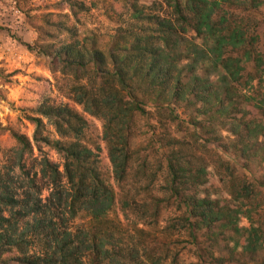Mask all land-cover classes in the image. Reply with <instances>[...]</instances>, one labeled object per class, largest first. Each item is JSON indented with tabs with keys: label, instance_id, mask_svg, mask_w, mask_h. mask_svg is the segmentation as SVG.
Returning <instances> with one entry per match:
<instances>
[{
	"label": "trees",
	"instance_id": "obj_1",
	"mask_svg": "<svg viewBox=\"0 0 264 264\" xmlns=\"http://www.w3.org/2000/svg\"><path fill=\"white\" fill-rule=\"evenodd\" d=\"M109 1L117 26L107 45L79 38L84 0L56 4L74 21L46 19L55 33L37 27L53 42L25 44L71 78L69 97L83 112L44 100L27 115L32 139L11 131L17 145L0 170V264H188V245L198 260L189 264H264V175L239 174L217 150L264 164V0ZM86 115L103 123L116 189L83 141ZM150 115L158 125L146 145L136 143L137 119ZM43 118L59 139L44 134ZM173 125L185 135L174 136ZM44 147L60 154L62 170ZM212 147L218 179L201 154ZM221 186L228 198L218 197ZM117 207L135 218L130 227L111 216ZM80 213L88 220L77 224ZM223 245L228 257L217 255Z\"/></svg>",
	"mask_w": 264,
	"mask_h": 264
},
{
	"label": "rangeland",
	"instance_id": "obj_2",
	"mask_svg": "<svg viewBox=\"0 0 264 264\" xmlns=\"http://www.w3.org/2000/svg\"><path fill=\"white\" fill-rule=\"evenodd\" d=\"M60 0H0V47L5 45L7 38L12 45L9 49H4V55L0 56V170L7 163V151L10 148H16V142L11 136V131H17L33 138L34 126L27 119V115L34 114V110L44 101L47 100L55 105H68L75 108L79 112H83L81 106L69 97V87L71 78L64 76L61 73H53L50 69V60L45 55L38 54L36 50H28L25 44L35 46L37 41L39 44H47L53 42V38L44 33H55L53 27H50L45 22L46 19L56 21L65 19L69 23L74 21L70 12L66 7L56 5ZM87 5V11L81 14L80 22L77 24L78 35L82 41L90 38H96L102 46L107 45L116 29L117 23L108 17L106 5L110 4L109 0H84ZM153 0H141L142 3L150 4ZM260 26L259 48L264 53V4L259 9ZM68 15L67 18L64 17ZM37 27L42 28L38 30ZM255 89L250 90L249 95L255 96V92L260 85L254 83ZM263 86V85H262ZM153 111V110H151ZM178 113L182 118H185L183 109ZM89 126L87 127L83 141L91 147L98 155L103 173L108 181L116 189V181L114 178L113 167L108 157L106 144L103 141V123L90 115H86ZM45 123L44 134L51 140L59 139L58 134L52 122L43 118ZM157 124V120L153 115L147 118H138L136 127V143L146 145V136L152 130V126ZM158 125V124H157ZM175 126H171L170 130L174 136L185 135V132L178 133L174 131ZM223 135L228 133L224 130ZM217 149V145H214ZM44 154L47 155L53 162L57 163L62 170L63 160L60 154L49 147H44ZM214 148L211 152L201 153L209 163V171L214 174L216 179L220 178L218 165L212 158ZM223 156L224 161L235 162V168L239 174L254 176L259 178L264 175V164L249 163L246 166L245 160H237L233 153H226L221 149H217ZM41 154L36 149L33 156L41 159ZM36 165L37 162L35 161ZM38 166L37 169L38 170ZM34 173V170H33ZM17 175H22L21 171H17ZM155 190L159 189V183ZM225 186H221L218 190V197L228 198ZM156 192V191H154ZM50 193L47 188L43 193L45 198ZM262 201L264 203V190L261 189ZM170 210L163 211L161 226L170 216ZM112 217L120 218L123 224L127 227L132 225L134 217H126L118 207L111 214ZM88 220L84 213H80L76 219L77 224L84 223ZM140 226H142L140 224ZM240 226L243 228L250 227V221L247 217H242ZM184 244V242L182 243ZM186 244V243H185ZM188 245V244H186ZM184 246V245H181ZM231 247V245H230ZM223 251L217 253L228 257V250L225 245ZM241 252V249L239 250ZM260 256H264V247L260 252ZM181 258L186 263H196L197 257L194 251L188 248L182 249ZM209 259V258H207ZM202 261V264H214ZM226 264H238L237 262H227Z\"/></svg>",
	"mask_w": 264,
	"mask_h": 264
},
{
	"label": "crops",
	"instance_id": "obj_3",
	"mask_svg": "<svg viewBox=\"0 0 264 264\" xmlns=\"http://www.w3.org/2000/svg\"><path fill=\"white\" fill-rule=\"evenodd\" d=\"M4 42H5V45H3V47H0V56H3L4 55V49H9L10 48L9 46L12 45L10 43L11 41H9L7 38H5V41Z\"/></svg>",
	"mask_w": 264,
	"mask_h": 264
}]
</instances>
